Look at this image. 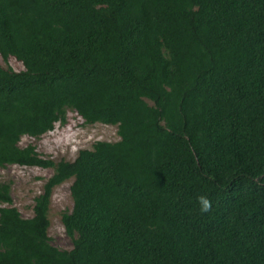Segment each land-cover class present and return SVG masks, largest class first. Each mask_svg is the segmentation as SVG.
Instances as JSON below:
<instances>
[{
  "label": "trees",
  "instance_id": "trees-1",
  "mask_svg": "<svg viewBox=\"0 0 264 264\" xmlns=\"http://www.w3.org/2000/svg\"><path fill=\"white\" fill-rule=\"evenodd\" d=\"M0 57V168L53 170L29 219L0 182V264H264V0H0ZM68 111L119 140L21 147Z\"/></svg>",
  "mask_w": 264,
  "mask_h": 264
},
{
  "label": "rangeland",
  "instance_id": "rangeland-1",
  "mask_svg": "<svg viewBox=\"0 0 264 264\" xmlns=\"http://www.w3.org/2000/svg\"><path fill=\"white\" fill-rule=\"evenodd\" d=\"M0 65L15 72L24 70L22 63L15 58L4 61L0 57ZM67 121L58 123L52 132L39 139L25 136L21 140V147L33 145L41 156L54 162L61 160L73 161L79 151L90 149L98 141L115 142L119 140L118 128L104 124L85 125L77 113L68 111ZM52 169L39 167H22L9 165L0 168V182L11 185L13 206L26 218L34 216L35 199L43 192V187L52 176ZM72 180L55 188L50 204L49 237L56 248L70 250L72 240L68 237L62 223V215L70 213L73 209V200L70 187Z\"/></svg>",
  "mask_w": 264,
  "mask_h": 264
},
{
  "label": "clouds",
  "instance_id": "clouds-1",
  "mask_svg": "<svg viewBox=\"0 0 264 264\" xmlns=\"http://www.w3.org/2000/svg\"><path fill=\"white\" fill-rule=\"evenodd\" d=\"M198 199V203L200 205V211L201 212H207L209 211L210 207H211V203L210 201L207 199V197L205 196H200L197 198Z\"/></svg>",
  "mask_w": 264,
  "mask_h": 264
}]
</instances>
